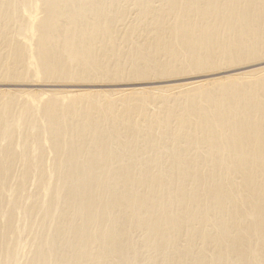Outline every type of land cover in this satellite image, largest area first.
<instances>
[{"label":"bare ground","instance_id":"6f19581e","mask_svg":"<svg viewBox=\"0 0 264 264\" xmlns=\"http://www.w3.org/2000/svg\"><path fill=\"white\" fill-rule=\"evenodd\" d=\"M0 264H264V0H0Z\"/></svg>","mask_w":264,"mask_h":264},{"label":"rangeland","instance_id":"374dc122","mask_svg":"<svg viewBox=\"0 0 264 264\" xmlns=\"http://www.w3.org/2000/svg\"><path fill=\"white\" fill-rule=\"evenodd\" d=\"M160 85H162V84H156L154 87H156V86H160ZM40 87H41V90L42 89H44L45 87H42V86H35L34 87V89L36 88V89H38V90H40ZM59 88V89H58ZM120 88V87H119ZM123 88V87H122ZM11 89H17V88H11ZM21 89H23V88H21ZM25 89H30V90H33V87L32 88H27V87H25L23 90H25ZM45 90H48V88H45ZM50 90H66V89H64V88H62V87H53V88H51Z\"/></svg>","mask_w":264,"mask_h":264}]
</instances>
